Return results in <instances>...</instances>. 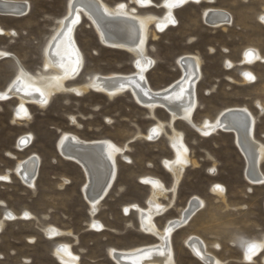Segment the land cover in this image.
I'll use <instances>...</instances> for the list:
<instances>
[{"label":"rangeland","instance_id":"rangeland-1","mask_svg":"<svg viewBox=\"0 0 264 264\" xmlns=\"http://www.w3.org/2000/svg\"><path fill=\"white\" fill-rule=\"evenodd\" d=\"M5 1L22 2L28 11L19 18L0 15V29L15 33L0 34V50L13 56L0 59V91L16 74L15 59L31 74L40 71L44 46L55 21L65 15L68 0ZM103 1L111 7L119 2L135 7L129 0ZM206 8L225 11L232 19L230 26L206 25L202 17ZM162 12V9L139 10L140 14L156 16ZM260 14H264V0H215L212 4L190 3L175 10L177 24L157 34L156 39L151 33L147 39V56L154 62L146 73L148 83L154 90L169 86L181 77L176 59L183 55L197 56L201 61V80L196 85L198 105L194 123L213 120L230 108L247 109L255 119V140L264 145V60L251 66L226 67L228 62L239 64L247 49L257 50L264 59V25L259 21ZM75 41L84 57V69L74 84L82 85L95 75L134 72L133 55L104 47L87 20L76 28ZM246 71L253 79L247 76L244 83L242 73ZM132 98L129 93L114 99L91 91L80 96L60 93L44 109L27 104L30 118L23 122L14 118L18 106L15 98L0 101V176L24 158L32 155L39 158L32 188L14 174H10L7 182L0 181V220L6 212L30 215L29 219L4 223L0 232V264H60L53 256L58 244L71 246L79 264H114L109 259V249H133L157 242L139 231L136 212L126 214L123 209L130 205L147 208L151 190L141 180L144 177L156 178L167 189L171 188L173 179L162 162L171 160L173 152L165 136L154 142L138 137L155 121ZM155 116L170 134L168 114L157 109ZM173 127L184 134V144L196 164L191 163L184 170L172 208L154 222L162 229L167 220L177 218L191 197L204 202L187 225L172 235L175 261L203 264L184 244L188 237L194 236L224 264H263L264 249L254 256V261L244 262L243 248L249 241L264 238V184L252 185L246 179V160L234 144L233 135L217 132L203 137L179 120ZM63 133L83 141L107 140L119 148H129L125 160L121 156L116 158L113 184L93 219L107 231L89 229L92 219L82 194L86 183L83 170L62 158L56 149ZM23 135L30 136L31 142L23 151H17L15 145ZM259 169L264 175V160ZM217 185L223 189L224 199L212 194ZM171 199L169 192L158 201L168 205ZM49 227L69 235L49 239L43 233Z\"/></svg>","mask_w":264,"mask_h":264},{"label":"bare ground","instance_id":"bare-ground-1","mask_svg":"<svg viewBox=\"0 0 264 264\" xmlns=\"http://www.w3.org/2000/svg\"><path fill=\"white\" fill-rule=\"evenodd\" d=\"M214 1L186 0L185 3L177 5V0H161L159 3H155L153 0H148L147 3L129 0V3H133L135 6L134 8H129L125 2H119L111 7L103 0H68L65 15L55 21L56 26L44 46L43 64L40 71L38 70L34 74L29 73L15 57L14 59L17 64L16 74L6 88L0 91V95L6 97L5 99H0V101H7L12 98L18 101L14 118L16 120L19 119L21 122L28 121L30 118V114L26 108L27 104H34L44 109L48 106L52 97L60 93L80 96L91 91L106 96L108 99H114L122 94L129 93L133 97L134 102L141 108L146 109L149 118L155 121V124L147 129L143 136L140 135L138 137H142L150 142H154L163 136L168 139V145L173 152V158L169 161L164 160L162 163L165 169L170 172L169 174H171L173 179L171 188L167 189L156 178L144 177L141 180L151 190L147 200V208L142 209L138 205H130L123 209L126 214L130 211L136 212L139 231L146 236L156 238L157 242L133 249H109L108 256L114 264H177L173 254L172 235L177 230L185 227L193 214L204 206V202L201 199L191 197L177 218L167 220L162 229H159L154 222L156 217L162 216L172 208L177 187L184 170L191 163L196 164L190 159L189 151L184 144V134L173 127L175 121H182L203 137L215 135L217 132L233 135L234 144L246 160V179L252 185L264 184V175L259 169L261 162L264 160V145L255 140L253 133L255 119L247 109L230 108L221 111L213 120L206 119L200 124L194 123L193 115L198 105L196 85L201 80V61L197 56L183 55L177 58L175 64L180 70L181 77L163 89H152L146 79V73L154 65V62L147 56L146 43L149 34L151 33V37L156 39L157 34H161L167 28L174 27L177 24L174 15L175 10L190 3L201 5L202 3L212 4ZM166 2H171L174 6L171 8L165 7ZM2 8H4V11H0V15L17 18L23 17L28 11V6L19 1L0 0V10ZM140 9H162L163 12L160 16L140 14ZM169 16L176 20L175 25L169 22ZM202 17L206 25L215 28L230 26L232 22L230 15L225 11L213 8L204 9ZM261 17H264V14L259 15V21L264 25V20H261ZM77 18L78 22L73 23ZM83 20L89 22L104 47L127 51L133 55V67L135 69L133 73L95 75L92 78L86 79L82 85L74 84L84 69V57L75 41V30ZM165 24L167 26L161 31L159 26ZM69 28L71 32L67 31ZM0 34L15 35L13 31L4 32L1 29ZM256 51L251 49L245 50L239 64L228 62L226 67L230 69L231 67L243 65L251 66L255 61L264 60ZM249 52L253 53V55L249 56ZM0 53H5V55L0 56V59L13 58L11 54L3 50H0ZM137 61H139V65ZM141 68L146 70L141 71ZM73 69H76L77 72L74 76L72 75ZM248 75L250 73L247 71L242 73L244 83L247 82ZM141 76L144 77L143 80H140ZM69 83L73 84L67 86ZM181 87L185 91L181 92ZM37 89L43 92L44 95L41 96L40 92L36 91ZM178 96L179 98H177ZM45 99L47 100L46 104L42 102ZM189 104L194 105L191 114L185 111V108ZM157 109H162L168 114V123L171 128L170 134H167L165 131L164 123L156 118L155 111ZM226 116L228 117L227 119H225ZM218 121H222V123H218ZM71 122H74L73 119H71ZM206 123L208 127H205ZM153 130H156L157 134H154ZM205 132H208L209 135H204ZM149 136L152 139H149ZM64 137L68 139L64 140V144L62 145L61 140ZM30 140V136L23 135L15 145L16 150L23 151L31 142ZM22 141H26V143H22ZM108 144H112L118 151L110 150L107 147ZM96 146L100 147V150L94 155L96 157L99 155L103 159V164L97 163L93 154L85 155L83 152ZM56 149L62 158L73 161L83 170L86 183L82 188V194L88 203L89 215L92 219L89 223L90 231H107V228L93 219L97 213L99 203L105 198L113 184L116 172V158L121 156L125 160L124 154L129 149L128 146L119 148L107 140L83 141L75 135L63 133L56 142ZM110 151L111 159H109ZM9 156L12 159L14 158L12 154H9ZM38 159L32 155L18 161L11 171L3 175L7 179L0 181H9L10 174H14L28 188H32L37 174ZM169 192L172 194L170 203L168 205L160 204L159 198ZM212 194L217 198H225L224 191L217 189L216 186L212 188ZM100 197L102 199H99V203H96L94 209L93 203ZM29 218L30 215L28 213L16 216L10 212H6L0 220V232L7 221ZM93 225H96V227H93ZM43 233L49 239L69 235V233L53 227L45 228ZM184 244L191 251L192 255L203 264H224L207 252L206 245L201 239L190 236L184 241ZM252 244L258 247L249 252V246ZM263 249L264 238L259 242H247L243 248L244 262L254 261V256ZM53 256L60 264H79L78 256L72 253L71 246L69 245L58 244L53 250ZM247 256H251L252 259L248 260Z\"/></svg>","mask_w":264,"mask_h":264},{"label":"snow or ice","instance_id":"snow-or-ice-1","mask_svg":"<svg viewBox=\"0 0 264 264\" xmlns=\"http://www.w3.org/2000/svg\"><path fill=\"white\" fill-rule=\"evenodd\" d=\"M138 2H140V3H147L148 0H138ZM185 2H186V0H177V5H179V4H183V3H185ZM173 6H174V5H173L171 2H166V3H165V7L171 8V7H173ZM122 7H123V5H122ZM168 19H169V22L172 23L173 25L176 24V20H175V19H172L171 16H169ZM261 20H264V17H261ZM75 22H78V18H77L76 21H73V23H75ZM166 26H167L166 24H165V25H161V26H159V27H160V30L163 31L164 27H166ZM67 31L71 32V29L69 28V29H67ZM3 55H5V53H0V56H3ZM248 55H249V56H252L253 53L249 52ZM149 63H151V61H149ZM137 64L139 65V61H137ZM145 70H146V69L141 68V71H145ZM76 74H77L76 69H73V71H72V75L74 76V75H76ZM143 79H144V77L141 76V77H140V80H143ZM248 79H249V80H252L253 77H252L251 75H248ZM121 87H123V85H121ZM9 90L11 91V89H9ZM36 91L40 92L39 89H37ZM183 91H185V89H183V87H181V92H183ZM77 94H79V93H77ZM145 94L147 95V93H145ZM40 95L43 96V95H44L43 92H40ZM189 95H191V93H189ZM5 98H6L5 96L0 95V99H5ZM177 98H179V96H178ZM42 102L46 104V103H47V100L45 99V100H43ZM193 107H194V105L189 104V105L185 108V111L188 112L189 114H191V111H192ZM22 110H23V109H22ZM245 111H246V110H245ZM25 114H26V111H25ZM227 118H228V117L226 116L225 119H227ZM218 123H222V121H218ZM205 127H208L207 123L205 124ZM153 133H154V134H157V133H156V130H153ZM204 135L207 136V135H209V133H208V132H205ZM148 138H149V139H152L151 136H149ZM67 139H68L67 137H64V139L61 140V144L63 145V144H64V140H67ZM22 143H26V141H22ZM107 147H108L110 150L118 151V149H115L114 146H113L112 144H108ZM185 151H186V149H185ZM109 159H111V151L109 152ZM178 162H180V161H178ZM213 171H215V169H213ZM6 179H7V177L0 176V180H6ZM65 183H67V181H65ZM216 187H217V189L223 190V189L221 188L220 185H217ZM99 199H102V197L98 198V199L93 203V208H94V209H95V205H96V203H99ZM25 216H27V214H25ZM93 227H96V225H93ZM257 247H258L257 245L252 244V245L249 246L248 251H249V252H252V251H253L255 248H257ZM161 254L163 255V253H161ZM246 258H247L248 260H251V259H252L251 256H247Z\"/></svg>","mask_w":264,"mask_h":264},{"label":"water","instance_id":"water-1","mask_svg":"<svg viewBox=\"0 0 264 264\" xmlns=\"http://www.w3.org/2000/svg\"><path fill=\"white\" fill-rule=\"evenodd\" d=\"M0 11H4V8H2V10ZM100 150V147L96 146V147H93V149H87V150H84L83 152L85 153V155H88V154H93L95 160L97 161V163H101L103 164V159H101V157H96L94 154H96L97 152H99Z\"/></svg>","mask_w":264,"mask_h":264}]
</instances>
